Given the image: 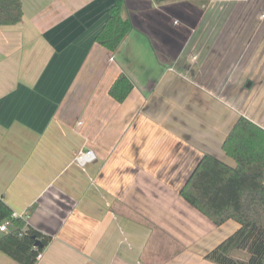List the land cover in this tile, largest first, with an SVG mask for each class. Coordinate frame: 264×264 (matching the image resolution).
I'll list each match as a JSON object with an SVG mask.
<instances>
[{
    "label": "crops",
    "instance_id": "crops-1",
    "mask_svg": "<svg viewBox=\"0 0 264 264\" xmlns=\"http://www.w3.org/2000/svg\"><path fill=\"white\" fill-rule=\"evenodd\" d=\"M21 1L22 21L0 26V198L51 237L37 264H214L205 252L238 225L180 190L205 154L234 164L222 145L238 117L264 129V0H123L115 52L96 36L119 0ZM231 73L238 94L220 95ZM83 149L97 155L84 168Z\"/></svg>",
    "mask_w": 264,
    "mask_h": 264
},
{
    "label": "trees",
    "instance_id": "trees-1",
    "mask_svg": "<svg viewBox=\"0 0 264 264\" xmlns=\"http://www.w3.org/2000/svg\"><path fill=\"white\" fill-rule=\"evenodd\" d=\"M124 1L109 10L106 23L96 36V43L115 52L132 29L123 15ZM21 0H0V26H14L22 21ZM133 90V83L120 74L109 90L110 96L123 103ZM223 151L234 164L205 154L188 178L180 196L198 212L221 228L229 222L237 229L205 252L204 259L214 264H264V129L244 116L238 117L223 141ZM0 198V225L9 221V233L0 235V251L19 264H37V256L51 242ZM41 242L42 248L36 243ZM239 252L245 259L235 257Z\"/></svg>",
    "mask_w": 264,
    "mask_h": 264
},
{
    "label": "built area",
    "instance_id": "built-area-1",
    "mask_svg": "<svg viewBox=\"0 0 264 264\" xmlns=\"http://www.w3.org/2000/svg\"><path fill=\"white\" fill-rule=\"evenodd\" d=\"M97 161V155L93 150L90 149H83L77 153L74 162L77 164L79 167H86L89 164L95 163ZM14 218H22L24 221V217L21 215H18L17 213H13ZM25 223H27L25 221ZM11 228V223L9 221H5L0 225V235L1 234H7L9 233ZM37 248V247H36ZM43 255L40 253L37 256V261H40L42 259Z\"/></svg>",
    "mask_w": 264,
    "mask_h": 264
},
{
    "label": "rangeland",
    "instance_id": "rangeland-1",
    "mask_svg": "<svg viewBox=\"0 0 264 264\" xmlns=\"http://www.w3.org/2000/svg\"><path fill=\"white\" fill-rule=\"evenodd\" d=\"M235 7H236V10H237V12H239V13H241L242 12V10L244 9V5H239V7L238 6H236L235 5ZM227 7L225 6L223 9H225V10H223V13H227V9H226ZM261 14H264V12L262 11V13ZM221 15L222 14H220V17H221ZM221 19V18H220ZM220 19H219V21H220ZM261 19L263 20L264 19V15L263 16H261ZM217 22V21H216ZM219 25L220 26H224V25H226V14H225V16H223V20H221L220 21V23H219ZM226 36H227V34L226 35H223L222 33H221V36H220V39H222V38H226ZM207 40H208V38H207ZM264 49V48H263ZM237 75H238V72H237ZM236 79H237V76H233V73H231L229 76H228V81L222 86V88H221V91H220V95H222L223 93H227V91H231V89H230V87L232 86H234L235 85V83H237L236 82ZM252 84H254V85H252V87L253 86H259L258 84L259 83H257L256 82V84H255V82L254 83H252ZM227 85H229V86H227ZM256 87V88H257ZM244 88V87H243ZM234 89H235V86H234ZM239 89H240V87L239 86H236V89H235V93L236 94H238V91H239ZM220 90V89H219ZM256 90V89H255ZM257 99V93H256V91H254V93H253V95L250 97V99H249V101H248V103H247V105L249 104V102H253V101H255Z\"/></svg>",
    "mask_w": 264,
    "mask_h": 264
},
{
    "label": "water",
    "instance_id": "water-1",
    "mask_svg": "<svg viewBox=\"0 0 264 264\" xmlns=\"http://www.w3.org/2000/svg\"><path fill=\"white\" fill-rule=\"evenodd\" d=\"M36 247H40V248H42L43 245L41 244V242L38 241V242L36 243Z\"/></svg>",
    "mask_w": 264,
    "mask_h": 264
}]
</instances>
